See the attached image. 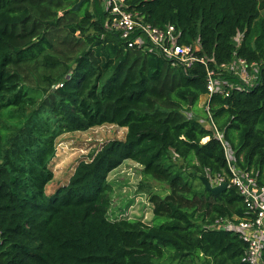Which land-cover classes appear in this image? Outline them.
Here are the masks:
<instances>
[{
    "label": "trees",
    "instance_id": "obj_1",
    "mask_svg": "<svg viewBox=\"0 0 264 264\" xmlns=\"http://www.w3.org/2000/svg\"><path fill=\"white\" fill-rule=\"evenodd\" d=\"M81 1L0 0V264H248L249 245L229 225L254 216L206 124L210 113L238 169L264 187V0H127L211 61L236 52L258 64L256 86L228 97L209 95L200 64L186 71L129 48L106 28L102 0L74 11ZM203 96L209 111L196 108ZM11 110L22 118L9 127ZM104 125L126 129L124 139L81 160L47 196L59 138ZM126 161L169 186L149 196L151 223L110 218L109 175ZM218 176L231 186L207 191L201 178Z\"/></svg>",
    "mask_w": 264,
    "mask_h": 264
},
{
    "label": "built area",
    "instance_id": "obj_2",
    "mask_svg": "<svg viewBox=\"0 0 264 264\" xmlns=\"http://www.w3.org/2000/svg\"><path fill=\"white\" fill-rule=\"evenodd\" d=\"M104 11L108 14L105 25L109 31L118 33L121 40L126 42L129 48H140L165 60L172 66L181 67L184 70H192L197 64L206 69V88L209 95L228 97L232 90L252 89L259 78V65L249 64L235 52L234 58L228 63L218 64L207 56H201V44L198 41L192 44H182V32L173 25L164 28L153 26L147 21L145 15L129 10L127 0H102ZM243 38L239 34L235 39L237 47ZM239 39H241L239 41ZM239 41V42H238ZM232 77L236 79L234 82ZM209 111V107L206 108ZM210 116V128L223 144L229 169L232 173L230 184L236 187L244 197L245 204L253 218L243 220L238 225H229V228L238 232L240 237L248 243V251L244 259L248 264H262L261 256L264 249V187H259L257 179L252 173L242 172L238 169L234 154L224 141V136L217 130ZM224 178L218 176L213 186L224 183ZM226 183V182H225ZM229 184V187L231 186ZM2 242L0 236V244Z\"/></svg>",
    "mask_w": 264,
    "mask_h": 264
},
{
    "label": "rangeland",
    "instance_id": "obj_3",
    "mask_svg": "<svg viewBox=\"0 0 264 264\" xmlns=\"http://www.w3.org/2000/svg\"><path fill=\"white\" fill-rule=\"evenodd\" d=\"M262 16L264 17V11ZM207 104L208 96H203L196 104V108L204 109ZM187 116L192 117V114L187 113ZM21 118L19 111L11 110L6 113L3 124L10 127ZM206 125L210 127L208 123ZM125 134L126 129L110 125L96 127L86 132L63 134L58 140V155L53 163L55 178L47 186V196H53L58 188L68 181L81 160L90 161L104 144L108 141L123 140ZM207 141L208 139H205L203 142ZM178 165H182V162L179 161ZM109 182L112 187V205L109 212L112 220L128 218L151 223L153 220V205L149 201L151 192L162 196L169 193L167 184L146 179L143 175V168L132 161L124 162L113 171L109 175ZM195 184L200 187L199 181H195Z\"/></svg>",
    "mask_w": 264,
    "mask_h": 264
},
{
    "label": "water",
    "instance_id": "obj_4",
    "mask_svg": "<svg viewBox=\"0 0 264 264\" xmlns=\"http://www.w3.org/2000/svg\"><path fill=\"white\" fill-rule=\"evenodd\" d=\"M84 1L85 0H82L81 2H79L74 7V11L78 10ZM190 101L192 102V98H190ZM201 180L204 183L206 190L207 191H211L213 193H218V192H221V191L229 188V184L228 183H225V182L219 184L218 186H213L212 183L207 178H201Z\"/></svg>",
    "mask_w": 264,
    "mask_h": 264
}]
</instances>
